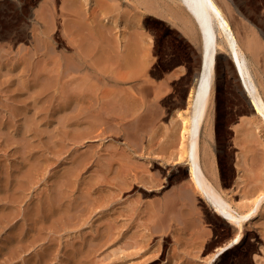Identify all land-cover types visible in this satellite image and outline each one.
Segmentation results:
<instances>
[{"label":"rangeland","instance_id":"374dc122","mask_svg":"<svg viewBox=\"0 0 264 264\" xmlns=\"http://www.w3.org/2000/svg\"><path fill=\"white\" fill-rule=\"evenodd\" d=\"M29 1L32 9L24 21L17 19L12 6L19 4L18 0H0V264L202 263L215 246L232 236L234 227L213 214L196 192L189 198L180 194L189 182L186 174L171 181V176L178 174L184 164L173 165L178 143L168 144L165 133L169 121H175L179 111L183 112L191 72L199 58L197 33L187 30V13L177 0H79L82 20L104 30L112 44L120 37L135 34H143L141 37L145 40L152 39L149 45L152 58L149 56L147 72H137L134 78L124 80L125 69L114 61L95 68L88 60L87 66L70 68L76 48L62 29L63 23L74 18L61 10L66 0ZM217 1L244 50L247 37H250L247 44L253 42L258 47L256 50V46L253 49L250 45L254 51L252 56L247 47L245 51L264 99V37L260 27L244 13V2L235 5L232 0ZM255 1L260 11L264 0ZM47 3H53L55 13L52 47H48V39L41 33L43 21L41 24L35 16ZM262 10L264 12V7ZM20 20L27 24L24 37H16L14 30L5 32L7 24L15 26ZM224 55L219 54V64L224 61ZM28 63L34 70L35 66L36 69L54 67L55 102L51 115L43 96H38V101L33 98L32 89L24 86L27 80L30 83L32 78L29 80V77L34 73L33 69L28 70ZM78 78L91 84L87 91L89 104L96 92L104 97L103 106H112L115 110L105 114L101 111L97 120V112L90 111L93 115L90 112L87 117L79 115L80 122L73 124V104L68 99L71 90L67 89ZM217 82L208 119L214 140L224 144L217 146L213 158L222 188L241 203L243 196L251 199L264 187V128L260 123L257 127L255 117L242 110L247 103L241 89L231 84L226 90ZM74 151L85 158L84 164L77 167L75 178L71 179L69 169L73 167ZM130 179H133L131 185L119 189L121 181ZM59 199V203L69 200L71 210L60 212ZM163 200H167V208L163 218L156 220V210ZM184 200L188 206L185 210ZM41 205L44 212L39 210ZM47 205L49 210L52 207L50 211ZM53 205L58 208H55L57 213ZM263 208L264 202L261 212L245 225V233H249L246 241L253 243L254 249L240 246L238 251L241 252L236 251L233 258L226 252L213 264H240L242 261L241 264H248L247 261L264 264ZM152 226H157V230L153 229L155 232Z\"/></svg>","mask_w":264,"mask_h":264},{"label":"bare ground","instance_id":"6f19581e","mask_svg":"<svg viewBox=\"0 0 264 264\" xmlns=\"http://www.w3.org/2000/svg\"><path fill=\"white\" fill-rule=\"evenodd\" d=\"M18 1H19V4L12 5L14 12L17 13V19L18 20L20 18V19L25 21V17L29 16L31 13L32 8H31L30 4L32 2L30 3L29 0H18ZM80 1L79 0H66L65 3L63 4L62 8L60 7L64 13L70 14V15H72V17H74L69 22L67 20L62 25L63 26L62 29L64 30L63 32H65L66 36H68L69 40H71L74 47L76 48V50L73 52V54L71 56L72 62H71L70 68H73V67L74 68H81L82 66H87L88 60L91 61L90 63H91V66H93V67H95L96 65L98 66L99 64H102V63H110V62L114 61L116 64H118V65L120 64L125 69L124 70V76H123L124 80L134 78V76L137 72L145 71L146 66L147 65L149 66L148 63H150V61H151V60L149 61V56H150L149 55V51H150L149 45H150V41L152 39H150V38L147 40H145V38L143 39V37H141L143 34H141V36L135 34L136 36L133 35V37H131L132 35L129 36L128 34H126L128 36H124L122 38L120 37L119 39L116 38L117 40L113 39V40H115V42H114V44H112L109 41L108 36L104 30H101L98 27H95L96 25H94V24H93L94 26L89 25L91 23L86 24V22L82 20V18L80 17V14L82 11V9H81L82 7L80 6V3H79ZM177 1L181 4L182 9H184L185 12L187 13V14L186 13L185 14L188 15L187 16L188 19L186 21L188 24L185 23L186 25H188L187 30L189 31L192 29L191 31H196L195 33H197L199 58L197 59L198 64L195 63L196 67L194 66L195 68L193 69V72H191L192 73L191 82H190L191 84L187 90L186 97L184 99L185 104H184V108L182 109L183 112L180 113V111H179L178 114L176 113L177 115L175 114L177 117H175L174 119H176V118L177 119L175 121L172 120V122H171V120L169 121V124H168L169 129L167 128V130H166L167 133L163 132V134L165 133L166 138H167V140H165V141L168 144L174 145L175 143H178V145H177L178 148L177 149L175 148V150H177V151H175L176 154H175V156H173L174 157L173 165L177 166L180 164H184V167L179 169L178 174L174 173L171 176V181L180 178L183 174H186L188 181H189L186 184V187H183L181 189L180 194L183 193V195L186 196V198H189L192 196L193 193L196 192L200 196V198H202L203 201L208 205V207L210 208V211L213 214L220 217L221 220L224 221L225 223L230 224L234 227V230L232 232V236H230V238L227 237L228 239L227 240L225 239L226 241H224L220 245L216 244L217 246H215L216 248L214 249V251H212L210 255L208 254L209 256H207V258H205L204 260L202 259L203 260L202 263L197 262L199 264H213L217 260V258L222 256L226 252H230L229 257L233 258V256H235L234 253L236 251L237 252L240 251V250L238 251L240 246H244L248 250L254 249L253 243H248L249 241L248 242L246 241V234H249V233H245V228H246L245 225L251 219L255 218L261 212V211L259 212V210H260V208L264 202V187L259 188V190L255 193L254 197L252 198V196H251V199H248V198H250L249 196H246V197L243 196L245 199L242 197L244 200H242V202L240 203V201L239 202H237V200L234 201L233 196L228 194L229 192L226 190L228 192L227 193L222 188L223 185H221V183L219 181V178H218L219 172L217 171V167L215 165V158H213V157H215L214 151L216 150L217 146L219 145L220 147H222L221 143L223 141L217 142L214 140L215 136H214V132H213V127L209 122L210 120L208 119L210 116L211 110H212L211 108H212V103H213L214 84L217 80L219 82V85L221 84L222 87L225 89L226 88L229 89L231 84H233L235 86V88L237 87V88L241 89V92L243 93L244 98H245L246 103H247V106L245 105L246 107H244L243 109L241 108V109L245 113H248L251 116H254L256 119L255 122L258 123L257 127L259 126V123H260L263 126V128H264V99H263V96L260 93L258 85L254 79L253 73L251 71L249 59H248L247 54H246L247 49L250 50L251 56L254 53V51L252 50L253 47L251 48V46H250L253 42L251 44H247L249 42L248 39L250 37H247L248 35L246 34V37L248 39L245 37L247 39V43L244 42V44L245 43L247 44V45L245 44V46L247 47V49L245 47V50H246L245 51L243 48L244 47L243 43L241 45V43L239 42L240 40H238L239 38H237L238 35L235 34L237 32H236L235 28H232V26L230 24V20L226 16V14H225L222 6L219 4V2L217 0H177ZM232 1L234 2V4L235 3L238 4L240 2L245 3L244 4V10H243L244 13L246 12V15L249 17V19L258 23L257 26L260 27L261 34L264 37V12L262 10V8L264 7V1L261 0V1H263L262 2L263 4L260 5V7H261L260 11L258 10L259 4L256 5V3H254L255 0L254 1L253 0H232ZM256 1H260V0H256ZM52 4L53 3L45 5V7L38 9L37 12L35 11L36 12L35 16L41 20L39 22L41 23L43 21L42 22L43 24L41 23L43 25V29L42 28H40V29H42L41 33H43L46 36V38L48 39L49 43L46 42L49 44L48 47H52V42H53V41L51 42V37H52L51 35H52V31H53L52 30V24H53L52 20L55 16V13H54V8H53L54 6ZM241 7L243 8L242 5H241ZM180 9H181V7H180ZM246 15H244V16H246ZM33 18H34V15H33ZM183 21H184V19H183ZM4 25L6 26V24H4ZM26 25H25V22H23V21L19 22L15 26L13 25V23H11V25L7 24L5 32L10 33L14 30L13 31L14 35L18 38H22L27 34L26 33L27 32L26 31V28H27ZM60 26H61V24H60ZM40 27H42V26H40ZM76 34H79V35H77L78 37L73 39V36H75ZM11 37H12V35H11ZM251 39H253V38H251ZM38 43L40 44V41ZM43 43H44V41H43ZM255 46H256V43H255ZM255 46L253 49H255L257 47V46L255 47ZM48 47H47V49H48ZM259 47H261V46H259ZM257 49H258V47L256 48V50ZM261 50H262V48H261ZM221 52H223L226 56L225 55L222 56L224 61H222L221 64H219L220 62L218 63V58H219V54ZM259 53H260V51H259ZM254 59H256V58H254ZM24 60L26 62V59H24ZM27 62H28V60H27ZM32 63H33V60H32ZM53 63H54V61H53ZM28 64H29L28 70L33 69V68H31L32 64L31 63H28ZM42 66H43V64H42ZM48 66H44L43 68L41 67V69L39 67H37L39 69H36V66H35V70L34 69L32 70V71H34V73L30 72L33 74V76L31 75L32 77H29V80H30V78H32V80L30 81V83L27 80V82L24 84V86L26 85L27 88L32 89L33 95L32 94L31 95L33 96V98H35V99L37 98L38 101H40V99H39L40 95L43 96L44 102L46 103V106H47L46 107L47 111L51 115V114H53V113H50L53 109L52 103L55 102V101H53L54 100L53 95L55 93L52 94L53 93L52 87H53V84L55 82L54 76L56 74L53 76V74L55 72L54 67H52V66L48 67ZM26 68H27V65H26ZM62 69H63V67H62ZM23 70H25V67ZM28 70L26 72H29ZM146 72H147V70H146ZM28 76H30V75H28ZM110 78H112V77H110ZM114 78H116V77H114ZM75 79H77V78H75ZM72 80H73V77H72ZM78 80L73 81L71 84H70V82H68L70 85H68L69 88L67 89L68 91H69V89L71 90V94H70L71 97H68V99L70 98V102L73 104V110L71 112V116L74 117L73 118V121H74L73 124H78L80 122L79 121L80 118L77 116L83 114V115H85V117H87L88 114L91 113L90 111H94V113L97 112V115L95 114L96 120H97V116H99L98 113H101V111H104L103 114H105L106 112L109 113L110 111L113 110L112 106L106 107V106H103L101 104L104 101V100H102V98H104V97H100L102 95L98 96L96 94V92L93 95L94 98L92 97L93 102L89 101L90 102V104H89L88 99L90 98V96H89V93H87V91H89L88 89L90 88L89 86L91 84H89L88 81L84 78H83V80L78 78ZM117 81H119V80H117ZM19 87H21V86L19 85ZM21 89H23V88H21ZM158 90H160V89H158ZM23 91H25V90H23ZM153 91H154V89H153ZM233 91L234 90H232V92ZM229 92L230 91L228 90V93ZM241 92H239V94ZM63 94H65V93H63ZM157 94H159V93H157ZM88 96H89V98L87 99ZM153 97H155V96H153ZM155 98H158V97H155ZM226 99H227V97H226ZM226 99L224 98V100H226ZM28 102H29V100H28ZM34 102H35V100H34ZM87 103H88V105H87ZM182 103H183V101H182ZM182 103L180 102V104H182ZM229 103H230V101H229ZM24 104L26 105V103H24ZM6 109H8V108H6ZM114 110H115V108H114ZM225 110H227V109H225ZM224 112L226 113V111H224ZM9 113H10V111H9ZM11 113L13 114V112H11ZM91 115H93V114L91 113ZM54 116H55V114H54ZM85 117L83 118V116H82L83 120L85 119ZM155 118H157V117H155ZM87 119H90V118H87ZM96 120L93 119L92 122L94 123ZM156 120H155V122H156ZM90 121L91 120H89V123H92ZM224 121H226V120H224ZM177 124H178V127L177 126L175 127V125H177ZM1 125H2V123H1ZM5 125H8V124H5ZM26 127H28V125ZM165 141H163V142H165ZM16 142H18V141H16ZM166 142L164 144H166ZM168 144H167V146H168ZM223 144H224V142H223ZM83 153H84V151H83ZM74 156L75 157L73 158V167H71V169H69L70 172L73 173V174L70 173L71 179H72L74 173L77 171V167L78 166L81 167V165L84 164L83 161L85 158L82 153H76L75 152ZM44 160H46V159H44ZM44 160H43V162H44ZM47 160H49V159H47ZM67 168H68V166H67ZM69 170H68V172H69ZM66 174H68V173H66ZM73 178H75V176ZM132 180L133 179L121 181L118 184L119 189L122 190L123 188H126L129 185H131ZM73 184H74V181H73ZM53 194H54V192H53ZM68 198H70L69 195H68ZM53 200H54V198H53ZM53 200H51V202ZM69 200H71V198ZM69 200H67V202H64V200H63V201H61V203H59L60 199H59V201H57L59 203V206H57V207L59 208L61 206L63 208V209L62 208L59 209L60 212H61V210L69 209L70 206L72 208V205L69 206V202H70ZM238 200H240V199H238ZM42 201H43V199H42ZM166 201L167 200H163L159 203L158 208H157L156 213H155V219L158 218L156 220L163 218L162 217L163 211H164V209L167 208L166 207L167 206ZM186 202L187 201L184 200V204L182 203L183 204L182 205L183 210H185V208L187 209V207H188ZM52 204H55V206H56L57 203L53 202ZM52 204H50L49 206H51ZM70 204H71V202H70ZM190 204H189V206H190ZM192 204L194 205L193 202H192ZM44 206H45V204H44ZM46 207H48V205ZM55 208L53 205V209H54L53 211L54 212L56 209L58 210V208H56V209ZM71 208H70V210H71ZM51 209H52V207L50 208V210ZM39 210H42V205H41ZM48 210H49V207H48ZM44 211H45V209H44ZM186 211H188V210H186ZM57 212H55V213H57ZM50 213H52V211ZM184 213H185V217H187V214H186L187 212L184 211ZM189 216L190 215H188V217ZM159 217H161V218H159ZM176 218L177 217L174 218V220H175L174 222H176ZM156 220L154 221V223L157 222ZM172 220H173V218H172ZM188 221H190V219H188ZM111 225L110 226L108 225V226L111 228L112 227ZM152 227H151V229L153 230L157 226L156 227L152 226ZM156 230H157V228H156ZM156 230H153V231L155 232ZM158 230H159V228H158ZM153 231H151V232H153ZM108 234H109V232H108ZM204 245H205V243H204ZM205 248L207 249L208 247L205 245ZM212 248H213V246H212ZM138 249H140V248H138ZM148 250H150V249H148ZM132 253H134V252H132ZM144 253H145V250H144ZM151 253L153 254V251ZM154 254L156 255V253H154ZM240 255H242V254L240 253ZM244 256H247V255H244ZM147 257H148V255H147ZM143 258H146V257H143ZM243 258H245V257H243ZM143 260H145V259H142V261ZM241 260H243V259H241ZM247 262H248V264H250L249 261H247ZM197 263H195V264H197ZM244 263H245V261H244Z\"/></svg>","mask_w":264,"mask_h":264}]
</instances>
